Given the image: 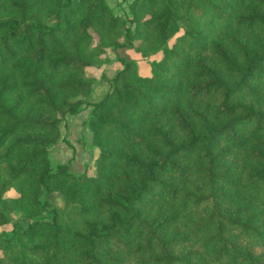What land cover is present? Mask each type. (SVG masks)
Returning <instances> with one entry per match:
<instances>
[{
	"label": "trees",
	"instance_id": "16d2710c",
	"mask_svg": "<svg viewBox=\"0 0 264 264\" xmlns=\"http://www.w3.org/2000/svg\"><path fill=\"white\" fill-rule=\"evenodd\" d=\"M0 264H264V0H0Z\"/></svg>",
	"mask_w": 264,
	"mask_h": 264
},
{
	"label": "rangeland",
	"instance_id": "374dc122",
	"mask_svg": "<svg viewBox=\"0 0 264 264\" xmlns=\"http://www.w3.org/2000/svg\"><path fill=\"white\" fill-rule=\"evenodd\" d=\"M174 38L169 40V44L173 43ZM116 53L113 50L107 49L106 53L101 56L100 63L97 67H89L86 72L89 76L95 79L92 87L91 94L93 97L100 95L102 92L108 89L109 78L113 76L117 70L122 68L121 62L117 59V53L120 57L133 59L137 62L139 73L143 76L150 74V63L158 61L162 57L161 51L155 52L150 55L149 58H144L140 53L134 51L131 48L123 47L116 49ZM90 107L83 108L82 111L76 115H67L66 120L69 124V130H71V137L74 138L73 143L78 148L77 152L73 156V150L71 147H64L63 145H53L50 148L52 151L57 146L60 148V152H63V148L66 151L72 153L69 160L77 173H87L94 175L96 172V161L99 156L97 147L93 144L92 133L89 130L88 120ZM81 136L85 137V141L81 142L79 139ZM62 148V149H61ZM69 153V154H70ZM65 159V158H64ZM67 159V160H68ZM16 196V192L13 189L7 190L4 195V203L9 209L10 215L13 219H16V211L12 204V199ZM51 202L56 205H61L62 202L56 195L49 196ZM7 233H11L12 225L5 224L1 227Z\"/></svg>",
	"mask_w": 264,
	"mask_h": 264
},
{
	"label": "crops",
	"instance_id": "0c3cea01",
	"mask_svg": "<svg viewBox=\"0 0 264 264\" xmlns=\"http://www.w3.org/2000/svg\"><path fill=\"white\" fill-rule=\"evenodd\" d=\"M67 129H68V131L69 132H71V130H69V124H68V122H67ZM72 134V133H71ZM58 147V146H57ZM62 149V148H61ZM54 150V149H53ZM52 150V151H53ZM51 151V152H52ZM70 152H68V151H66V149H64L63 148V152H60V148L58 147V151L55 153V155H56V158H60V159H63V161H65V160H67L68 159V157H70V155H72V153H70ZM69 155V156H68ZM68 156V157H67ZM65 158V159H64ZM73 166V165H72ZM74 168V167H73Z\"/></svg>",
	"mask_w": 264,
	"mask_h": 264
}]
</instances>
